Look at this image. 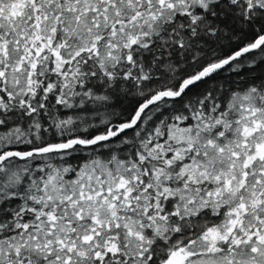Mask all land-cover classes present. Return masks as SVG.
Here are the masks:
<instances>
[{
  "label": "snow or ice",
  "instance_id": "6c2138e0",
  "mask_svg": "<svg viewBox=\"0 0 264 264\" xmlns=\"http://www.w3.org/2000/svg\"><path fill=\"white\" fill-rule=\"evenodd\" d=\"M0 264H264V0H0Z\"/></svg>",
  "mask_w": 264,
  "mask_h": 264
}]
</instances>
